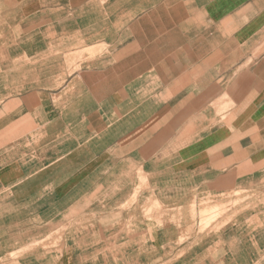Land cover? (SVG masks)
Listing matches in <instances>:
<instances>
[{
  "label": "crops",
  "instance_id": "0c3cea01",
  "mask_svg": "<svg viewBox=\"0 0 264 264\" xmlns=\"http://www.w3.org/2000/svg\"><path fill=\"white\" fill-rule=\"evenodd\" d=\"M23 14L39 72L0 96V264H264V0ZM208 199L226 211L191 231Z\"/></svg>",
  "mask_w": 264,
  "mask_h": 264
},
{
  "label": "rangeland",
  "instance_id": "374dc122",
  "mask_svg": "<svg viewBox=\"0 0 264 264\" xmlns=\"http://www.w3.org/2000/svg\"><path fill=\"white\" fill-rule=\"evenodd\" d=\"M39 0H0V96L5 94L11 88L22 86L21 84H7V77H22L23 75H37L39 69L28 67L30 62L28 59L20 57L24 46V35L28 34L29 22L24 16V12L28 9L29 3H38ZM37 9V6H36ZM37 30V29H36ZM96 51H81L75 53L74 56L68 55V63L74 65L76 61L82 63L89 58L94 57ZM75 62V63H74ZM77 64L67 69H50V71L66 70L67 74L78 69ZM238 201H234L237 203ZM227 209V205H214L210 199L194 205L192 211L189 212L190 220L193 223L191 231L197 228L198 231H205L215 219L222 215ZM33 247H41L47 252L53 250L54 244L48 242L32 245ZM54 264V261H50Z\"/></svg>",
  "mask_w": 264,
  "mask_h": 264
},
{
  "label": "bare ground",
  "instance_id": "6f19581e",
  "mask_svg": "<svg viewBox=\"0 0 264 264\" xmlns=\"http://www.w3.org/2000/svg\"><path fill=\"white\" fill-rule=\"evenodd\" d=\"M219 101V100H218Z\"/></svg>",
  "mask_w": 264,
  "mask_h": 264
}]
</instances>
